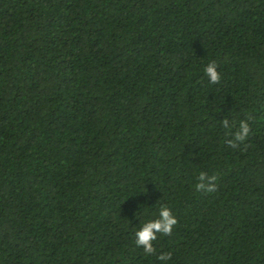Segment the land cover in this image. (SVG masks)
<instances>
[{"label":"trees","instance_id":"trees-1","mask_svg":"<svg viewBox=\"0 0 264 264\" xmlns=\"http://www.w3.org/2000/svg\"><path fill=\"white\" fill-rule=\"evenodd\" d=\"M0 264H264V0H0Z\"/></svg>","mask_w":264,"mask_h":264},{"label":"clouds","instance_id":"clouds-1","mask_svg":"<svg viewBox=\"0 0 264 264\" xmlns=\"http://www.w3.org/2000/svg\"><path fill=\"white\" fill-rule=\"evenodd\" d=\"M218 65L215 61L209 63L205 69V75L209 78L211 84H218L221 81V75L217 70ZM225 129H230L229 120L225 118L222 121ZM250 133V126L247 120H242L239 123L238 130L235 132L234 138L227 141V143L235 148L239 143L245 141ZM199 182L195 185L197 191H205L212 193L217 190V177L215 175L208 176L206 173L201 172L198 177ZM178 223L177 218L173 215L171 209L167 205H161L158 218L145 222L135 232V243L137 247H142L146 255H152L156 252L153 246V241L157 239V234L170 236L173 232L174 226ZM171 253H163L158 259L166 261L171 259Z\"/></svg>","mask_w":264,"mask_h":264}]
</instances>
